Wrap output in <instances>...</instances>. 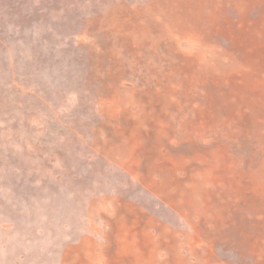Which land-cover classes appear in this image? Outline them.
<instances>
[{
  "label": "rangeland",
  "instance_id": "obj_1",
  "mask_svg": "<svg viewBox=\"0 0 264 264\" xmlns=\"http://www.w3.org/2000/svg\"><path fill=\"white\" fill-rule=\"evenodd\" d=\"M174 261L264 264V0H0V264Z\"/></svg>",
  "mask_w": 264,
  "mask_h": 264
},
{
  "label": "bare ground",
  "instance_id": "obj_2",
  "mask_svg": "<svg viewBox=\"0 0 264 264\" xmlns=\"http://www.w3.org/2000/svg\"><path fill=\"white\" fill-rule=\"evenodd\" d=\"M218 55H219V54H218ZM218 55H217V56H218ZM210 61H211V60H210ZM206 63H208V62H206ZM211 66H212V65H211ZM174 264H176L175 261H174Z\"/></svg>",
  "mask_w": 264,
  "mask_h": 264
}]
</instances>
